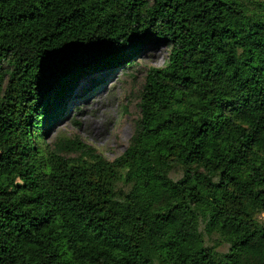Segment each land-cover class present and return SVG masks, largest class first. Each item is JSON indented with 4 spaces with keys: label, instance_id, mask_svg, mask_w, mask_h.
I'll use <instances>...</instances> for the list:
<instances>
[{
    "label": "trees",
    "instance_id": "trees-1",
    "mask_svg": "<svg viewBox=\"0 0 264 264\" xmlns=\"http://www.w3.org/2000/svg\"><path fill=\"white\" fill-rule=\"evenodd\" d=\"M161 47L118 158L49 149ZM0 264H264V0H0Z\"/></svg>",
    "mask_w": 264,
    "mask_h": 264
},
{
    "label": "rangeland",
    "instance_id": "rangeland-1",
    "mask_svg": "<svg viewBox=\"0 0 264 264\" xmlns=\"http://www.w3.org/2000/svg\"><path fill=\"white\" fill-rule=\"evenodd\" d=\"M168 54L169 51L165 47L147 48L138 59H135L137 68L134 71L129 70L127 64L118 66L119 63H116L110 71L97 75L95 78L101 80L102 84L89 88L84 97L75 99L74 104L72 103L64 113V118L50 130L45 138L49 149H54L55 145H62L61 152L71 155L74 146L67 143L77 138L95 149L109 162L118 158L128 145L132 123L137 116L135 106H130L126 112L121 106V102L125 103L128 92L133 91L131 78L127 75L136 74L140 84L144 70L162 67L167 61ZM115 67L116 70L113 71ZM124 84L128 86L123 87ZM219 250L225 253L228 248L224 246Z\"/></svg>",
    "mask_w": 264,
    "mask_h": 264
},
{
    "label": "water",
    "instance_id": "water-1",
    "mask_svg": "<svg viewBox=\"0 0 264 264\" xmlns=\"http://www.w3.org/2000/svg\"><path fill=\"white\" fill-rule=\"evenodd\" d=\"M120 69V68H119ZM121 70H119V72H120ZM122 86H120V88H121Z\"/></svg>",
    "mask_w": 264,
    "mask_h": 264
}]
</instances>
